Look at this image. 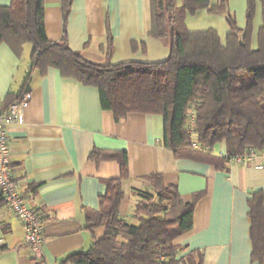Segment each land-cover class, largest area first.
<instances>
[{
	"label": "crops",
	"instance_id": "obj_1",
	"mask_svg": "<svg viewBox=\"0 0 264 264\" xmlns=\"http://www.w3.org/2000/svg\"><path fill=\"white\" fill-rule=\"evenodd\" d=\"M10 3L0 0V6ZM226 4L237 27L244 29L247 0H226ZM185 24L190 31L215 30L222 43L230 32L226 15L207 9L187 14ZM44 25L50 41L62 38L61 0H45ZM262 25L264 2L255 0L253 48ZM150 27V0H73L65 31L70 48L91 62L164 61L168 45L150 37ZM31 50L27 43L17 56L0 43V110L9 95L23 88ZM25 90L30 98L23 122L8 129L11 174L27 203L41 214L43 254L49 264H75L70 256L87 251L103 235V228H86V212L99 209L106 182L120 176L122 154L128 165L121 182L122 219H133L138 192L151 191L148 177L158 174L165 185L177 188L184 202L200 194L192 228L174 244L201 252L202 264H259L251 260L248 213L252 195L264 193V158L256 156L247 164L223 162L219 158L227 156L224 142L204 151L192 147L178 156L162 144L161 115L135 112L116 121L112 111L102 109L96 87L64 78L53 68L44 74L33 70ZM93 152L98 154L91 156ZM0 236V264H32L23 226L1 199Z\"/></svg>",
	"mask_w": 264,
	"mask_h": 264
},
{
	"label": "trees",
	"instance_id": "obj_2",
	"mask_svg": "<svg viewBox=\"0 0 264 264\" xmlns=\"http://www.w3.org/2000/svg\"><path fill=\"white\" fill-rule=\"evenodd\" d=\"M44 2L11 0L8 6H0V43H6L17 56L25 44L32 45L25 84L16 95L8 96L2 109L22 96L33 70L44 74L53 68L64 78L96 87L102 109L112 111L116 121L135 112L161 115L162 144L178 156L193 149L187 132L192 108L196 141L203 151L224 142L227 156L219 159L227 162L229 155L264 149V25L253 48L255 0H247L244 29H239L228 13L226 0L213 6L209 0H181L180 5L176 0H150L148 35L166 42L168 57L157 63L115 64L88 61L70 48L65 27L73 0H61L64 34L59 41H50L44 25ZM201 9L226 15L230 32L225 43L213 29L188 30L186 15ZM107 42L110 48V35ZM119 164L120 176L106 182L99 209L86 212V228H103V235L69 260L75 264H202L201 252L174 244L192 228L200 194L184 202L175 186L165 185L158 174L150 175L152 190L138 192L135 223L127 222L119 213L121 182L128 175L125 154L119 157ZM263 196L262 191L252 195L248 213L251 260L259 264H264Z\"/></svg>",
	"mask_w": 264,
	"mask_h": 264
},
{
	"label": "built area",
	"instance_id": "obj_3",
	"mask_svg": "<svg viewBox=\"0 0 264 264\" xmlns=\"http://www.w3.org/2000/svg\"><path fill=\"white\" fill-rule=\"evenodd\" d=\"M30 94L25 90L22 96L10 104L6 109L0 110V199L5 206L21 222L24 229V245L30 254L32 264H49L43 254V222L41 214L32 208L18 190V182L11 174V148L8 129L11 125L23 122V109L28 104ZM187 132L191 138V146L199 149L194 131V110L189 111ZM256 156L264 158V149L256 151L246 150L239 155H229L228 161L240 164L251 162ZM3 243L0 236V244Z\"/></svg>",
	"mask_w": 264,
	"mask_h": 264
},
{
	"label": "rangeland",
	"instance_id": "obj_4",
	"mask_svg": "<svg viewBox=\"0 0 264 264\" xmlns=\"http://www.w3.org/2000/svg\"><path fill=\"white\" fill-rule=\"evenodd\" d=\"M130 223H135V220L134 219L130 220Z\"/></svg>",
	"mask_w": 264,
	"mask_h": 264
}]
</instances>
